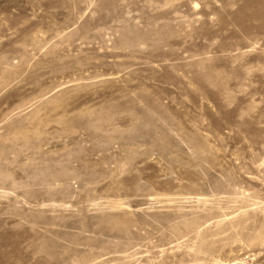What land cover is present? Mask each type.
I'll return each mask as SVG.
<instances>
[{
	"label": "rangeland",
	"instance_id": "obj_1",
	"mask_svg": "<svg viewBox=\"0 0 264 264\" xmlns=\"http://www.w3.org/2000/svg\"><path fill=\"white\" fill-rule=\"evenodd\" d=\"M0 264H264V0H0Z\"/></svg>",
	"mask_w": 264,
	"mask_h": 264
}]
</instances>
